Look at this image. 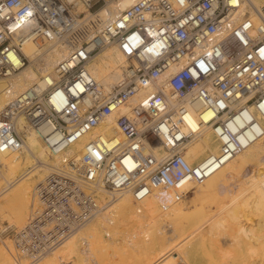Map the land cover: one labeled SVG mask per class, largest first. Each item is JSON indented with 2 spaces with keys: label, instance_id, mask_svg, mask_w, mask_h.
Returning a JSON list of instances; mask_svg holds the SVG:
<instances>
[{
  "label": "built area",
  "instance_id": "built-area-1",
  "mask_svg": "<svg viewBox=\"0 0 264 264\" xmlns=\"http://www.w3.org/2000/svg\"><path fill=\"white\" fill-rule=\"evenodd\" d=\"M241 2L133 0L121 8V0H0V79L29 64L22 50L28 40L67 52L44 88L36 83L15 93L9 84L2 91L0 151L24 149L23 123L51 155H61L38 184L27 222L1 231L12 235L27 264L60 249L112 205L116 193L129 192L138 203L166 189L178 202L188 193L182 181L199 183L238 153L241 142L229 122L252 110L264 118V5L255 19L240 16ZM112 44L126 64L121 80L106 89L89 65ZM123 106L129 108L117 120L123 138L91 137L80 153H65ZM206 109L216 113L212 125L221 149L206 164L190 163L183 153L197 134L183 126L190 111ZM80 241L84 253L88 246ZM174 264L189 263L180 257Z\"/></svg>",
  "mask_w": 264,
  "mask_h": 264
},
{
  "label": "bare ground",
  "instance_id": "bare-ground-1",
  "mask_svg": "<svg viewBox=\"0 0 264 264\" xmlns=\"http://www.w3.org/2000/svg\"><path fill=\"white\" fill-rule=\"evenodd\" d=\"M247 1L242 0L239 14L240 16L249 14L256 19L255 12L264 5V0H250L249 3ZM132 2L133 0H121V8L130 6ZM22 50L29 57L30 62L9 80L0 79V109L5 103L2 91L7 85L10 84L15 93L25 91L36 83L39 84L41 89L44 88L52 80L49 75L54 67L67 53L66 50H62L50 43L39 45L32 40L26 41L22 45ZM125 64V57L122 51L116 44H112L92 57L89 69L106 89H110L121 80ZM177 68L174 67L173 72ZM43 77L48 78L47 81H42ZM136 99L137 96L132 101L135 102ZM201 107L200 102L196 101L195 108L199 110ZM197 110L190 111L187 117L188 122L183 126L185 132L193 131L197 134L196 138L186 147L183 154L190 163H193L194 160H200L199 164H206L207 160H210L213 155H217L220 152L222 139L217 136V130L212 125V120L216 113L212 109H206L202 112H197ZM128 112L129 108L123 106L119 112L109 115L103 123L83 135L65 153H80L85 142L91 137L123 138L117 120L121 114H127ZM244 115L246 118L239 116L236 122H229L231 130L237 134L241 142L242 148L238 153L221 167H214V170H211L209 175L203 181H200L199 184L194 180H184L181 183V188L188 190V184L197 186V192L193 198L194 201L201 195L207 193L208 195L210 193L213 195L215 191L221 192L219 189L222 187H228L227 189L231 192L232 187L229 188L227 180L231 179L232 181L236 176L238 178L245 167L254 165L255 171L251 175L252 181L248 184L249 186L240 187L241 190L238 193L236 192L235 197L232 195L234 193L231 192V198L225 203L223 202L219 207L217 206L218 208L216 209L218 211H216H225L231 216V221L235 219V221H239V217H242L252 207V212L261 217L259 218L256 215L261 220L259 224L262 223L260 228L257 226V231L244 227L237 230L234 228L233 231L226 234V236L228 235L226 239V236L222 237L224 241L219 240L221 239L220 233L218 234L219 229L208 230L207 227L208 219L210 220L214 215L210 216L202 206L200 208L197 207L198 209L196 208L195 212L184 210L181 208L180 202H174V193L171 190L157 189L138 203L132 200L129 192L116 193L117 195H113L114 202L112 205L108 206L76 235L70 238L53 255L46 256L38 264H75L77 260V264H83L84 260H90L93 264H172L173 261H171L170 256L172 252L178 254L177 259L181 257L186 261L188 260L190 264H207L203 258V250H205L209 234L215 238L217 248L224 244L230 245L229 249L225 251L223 246V252H221L222 249L220 248L219 254L221 252L222 254L220 255L223 256L220 260L221 263L264 264V118L260 117L254 110H252L251 115L247 113H244ZM250 116L253 118L252 123L256 121L253 125L250 122ZM247 119L250 123L248 125H246ZM238 125H240V128L243 127V130H236L239 127ZM20 129L25 131L26 144L24 149L16 152L0 151L1 175L8 184L0 198V215L2 219L3 217L8 219L10 222L9 227H17L18 224H22L24 221L27 222L32 209L36 206V193L34 191L33 199L30 201L31 191L33 188L36 190L37 184L42 182L46 176L45 174L48 173L50 165H57L61 157V155L53 156L50 154L53 157L50 160V156L46 152V144L38 137L36 131L24 127L23 123L20 124ZM156 153L159 154L160 150H157ZM249 178L247 177V179ZM239 183L238 181L237 184ZM234 185L232 184V186ZM104 193L107 194L106 191ZM199 203L202 204L200 201ZM169 205L171 206L170 210H163L164 207ZM139 208L141 209L140 212H138ZM241 213H243L242 216H240ZM250 214L252 215V213ZM206 215L208 219H206ZM251 215H248V217L250 216L252 219ZM256 216L254 214L253 217ZM214 218L216 217L214 216ZM217 218L218 220L221 219ZM241 219L243 220L244 218L242 217ZM245 219L248 220V218ZM105 220L109 224L108 229L105 231V236L109 235L107 237H110L112 232L114 235V238L110 241L105 240V236L102 233ZM214 221L217 222L216 219ZM256 221L258 220L256 219ZM130 222L135 225H131V227H136L134 230H132L133 228L127 230ZM249 222L247 221V223ZM251 224H254V222ZM259 224L257 222V225ZM214 225L212 226L215 227ZM216 225L220 226L218 223ZM228 225L227 223L225 228ZM231 225H235V223ZM138 227L141 228L139 230L144 233V236L137 241L134 239L135 242H132V237L136 236L135 238H137L136 229ZM188 229H190L189 232L187 231ZM3 230H5V226H3ZM126 232H130L131 237L127 234L130 239L124 240V243L119 242L120 239L117 237L125 235ZM8 234L9 232L6 230L3 236L7 237ZM196 234L197 236L194 237ZM76 239L77 241L78 239L84 240L87 243L88 250L86 252H80ZM254 240L257 241V244H253ZM7 241L11 244L10 240ZM220 241H223L224 244L222 245ZM4 244L6 250L0 246V264H27L25 256H21L15 251L13 252L10 244L7 245L5 242ZM11 255L16 261L13 260Z\"/></svg>",
  "mask_w": 264,
  "mask_h": 264
},
{
  "label": "rangeland",
  "instance_id": "rangeland-1",
  "mask_svg": "<svg viewBox=\"0 0 264 264\" xmlns=\"http://www.w3.org/2000/svg\"><path fill=\"white\" fill-rule=\"evenodd\" d=\"M28 65V64H27ZM19 73V72H18ZM188 150V149H187ZM46 152H47V155L48 156H50V153H48L49 151H48V148H46ZM23 154V153H22ZM49 159L51 160V159H53V157H49ZM200 160H194V162L193 163H197V162H199ZM254 171H255V169H254V165H250V166H247V167H245L244 168V170L242 171V174H241V176L239 175L238 176V178H236V177H234L233 179H232V181L235 183V185H234V183L231 181V179H229V180H227L226 182H227V184L229 183V188H231V192L232 193H234V194H232L231 192H230V190L229 189H227V188H220L219 190L221 191V192H217V191H215V193L213 192V195L210 193V195H208V193L207 194H205V195H201V196H199V197H197V199H195V201L193 200V198L195 197V194H196V192H197V186L195 187V185H193V184H191V185H189L188 184V186H187V188H188V193L186 194V196H184L181 200H179L178 202H180V205H181V208H183L184 210H187L188 212H195V209L198 207V208H200L201 206L202 207H204V209L206 210V213L208 212L209 214H210V216L213 214L216 218H214V216H212L213 218H211L210 220H212L211 222H210V220L208 219V216L206 217V219H208V221H207V227H208V230H210V229H214V230H218L219 232H218V234H219V236H220V238L221 239H219V240H223L224 241V239L222 238L223 236L225 237L226 236V234H228V233H230L231 231H233V229L235 228V230H237V229H241L242 227H244V228H247V229H255V231H257L258 230V228H257V226H259V228H260V226H261V224H259V222L261 221V220H259V218H261V217H259V215H257L256 213H253L252 212V207H250V210H247V212H245V214H243V213H241L240 214V216H242V214H243V220L246 222H244L241 218L242 217H239L240 218V220L239 219H237V220H239V221H235V220H233V221H231L230 220V218H231V216L229 215V214H227V212H225V211H223V212H217L218 210L216 209V208H218L221 204H223V202L225 203V201H228L230 198H231V196L233 195V197H235V194H236V192L238 193L240 190H241V188L242 187H247V186H249L248 184H250L251 183V181H252V177H251V175L254 173ZM248 172V173H247ZM252 172V173H251ZM247 174H248V176H247ZM46 175V174H45ZM246 176V177H245ZM241 179H240V178ZM247 177L249 178V179H247ZM236 179H238V180H236ZM243 179V180H242ZM6 179H4V177H1V179H0V186H3V187H6L7 188V186H8V184H7V182L5 181ZM229 181H231V182H229ZM238 181L240 182L239 184H237L238 183ZM244 181V182H243ZM38 183V182H37ZM243 183V184H242ZM199 184V183H198ZM232 184L234 185V186H232ZM38 185V184H37ZM243 185V186H242ZM36 187V186H35ZM238 187V188H237ZM241 187V188H240ZM5 188V189H6ZM240 188V189H239ZM35 188H33V190L31 191V197H30V201H32V199H33V196H34V190ZM223 190H225V191H223ZM229 190V191H228ZM238 190V191H237ZM229 192V193H228ZM217 193V194H216ZM232 195H231V194ZM3 194V193H2ZM230 194V195H229ZM208 195V196H207ZM198 196V195H197ZM131 197H132V195H131ZM223 197V198H222ZM0 198H1V196H0ZM200 198V199H199ZM203 198V199H202ZM215 198V199H214ZM209 199V200H208ZM223 199V200H222ZM132 200L134 201V199H133V197H132ZM203 202H202V201ZM199 201L202 203V204H200L199 203ZM218 206V207H217ZM197 208V209H198ZM248 208H249V206H248ZM171 209V206L167 209V210H170ZM164 210V209H163ZM167 210H165V211H167ZM217 210V211H216ZM212 212V213H211ZM217 212V213H216ZM226 213V215H225V213ZM248 212H250V213H252V215L254 216V214H255V216L256 217H253L250 213H248ZM222 214H224V215H222ZM251 215V217H252V219L250 218V216L248 217V215ZM217 215V216H216ZM245 215V216H244ZM227 216V217H226ZM230 216V217H229ZM217 217H219V219L220 220H222V221H220V220H218V218ZM222 217H223V219H222ZM109 218V217H108ZM228 220H227V219ZM245 218H248V220H246ZM216 219L217 220V222L216 221H214V220ZM254 219V220H253ZM256 219L258 220V221H256ZM107 220H109V219H107ZM252 220H253V222H254V224H251V223H253L252 222ZM185 221V220H184ZM215 223H214V222ZM235 223V225H231L232 223ZM247 221L249 222V221H251V222H249V223H247ZM105 222L107 223L108 221H106L105 220ZM104 222V227L102 228V233H103V236H105V231L108 229V226H109V224L107 225L106 223ZM212 224V225H214L215 227H213L210 223ZM223 222V223H222ZM226 224H225V223ZM240 222V223H239ZM241 222H243V223H241ZM257 222H258V224L259 225H257ZM24 223H26V221H24ZM24 223L22 222V224H18V226L17 227H21L22 225H24ZM117 223H118V221H117ZM208 223H209V225H208ZM219 224L220 226H218V225H216V224ZM227 223L229 224L227 227H229V228H225V226L227 225ZM237 223L239 224L238 226H237ZM116 224V223H115ZM222 224H224V225H222ZM7 225H10V222L8 221V219H6V218H4L3 217V219H2V216L0 215V246H2L3 248H5V250H6V246H5V244H4V242L7 244V245H9L10 243H9V241H7V240H10L11 241V244H10V246H11V248H12V250H13V252L15 251V248H14V243H13V239H12V235L11 234H8L7 235V237H5V236H3V233H1V231L3 230V226H7ZM114 225V224H113ZM131 225L132 226H135L134 224H132L131 222L128 224V226H127V230L130 228V229H132V230H134L136 227H131ZM246 227H245V226ZM249 225V226H248ZM217 226V227H216ZM221 227V228H220ZM255 227V228H254ZM231 228V229H230ZM83 229V228H82ZM104 229V230H103ZM139 229H141V228H137L136 229V231H137V238H135L136 236H134V237H132L133 238V241L132 242H135V241H137L139 238H141L142 236H144V233L143 232H140L141 230H139ZM226 231H225V230ZM230 229V230H229ZM170 230V229H169ZM189 230L190 229H188L187 231L189 232ZM226 232H224V231ZM228 230V231H227ZM131 232V231H130ZM130 232H126L125 233V235L123 234L122 236H118L117 238L118 239H120L119 240V242H123L124 243V240H128V239H130L129 237H131L130 235ZM140 232V233H139ZM132 233V232H131ZM225 233V234H224ZM129 235V237H128V235ZM139 234V235H138ZM211 234H209V236H208V238H207V241H206V246H205V250H203V258H204V260H205V263H210V264H226V263H221V259H222V257L223 256H221L220 254H222L221 252H223V246L225 247V249H224V251L226 250V249H229V246H228V244L226 245V244H224V242L223 241H220L221 242V244L223 245V246H218V248H217V244L215 243V238L213 237V235H211ZM197 236V234L196 235H194V237H196ZM218 236V237H219ZM228 236V235H227ZM227 236L225 237V239L227 238ZM122 237H124L123 239H121ZM114 238V235H113V232L111 233V236L110 237H107V236H105V240H108V241H110L111 239H113ZM210 238H212V239H210ZM229 238V237H228ZM5 239V240H4ZM134 239H136L135 241H134ZM213 240V241H212ZM4 241V242H3ZM79 242H81L80 241V239H78V241H77V239H76V243H78V249L80 248V243ZM219 242V243H220ZM253 244H257V241L256 240H254L253 241ZM227 247V248H226ZM222 250H221V249ZM218 250V251H217ZM219 250H221V252H220V254H219ZM231 250V249H230ZM16 252V251H15ZM226 253H228V252H226ZM16 254V253H15ZM224 254V253H223ZM53 255V254H52ZM177 255V256H176ZM171 261H173V263L172 264H174V262H176V260L175 259H177V257H178V254H176V253H174V252H172L171 253ZM11 257H12V255H11ZM13 258V260H15L16 261V259L14 258V257H12ZM172 258H175V259H172ZM27 261V260H26ZM78 261V260H77ZM77 261H75V264H77ZM187 262H188V260H187ZM215 262V263H214ZM189 264H190V262H188ZM260 263V262H259ZM83 264H93L92 263V261H90V260H84L83 261Z\"/></svg>",
  "mask_w": 264,
  "mask_h": 264
}]
</instances>
